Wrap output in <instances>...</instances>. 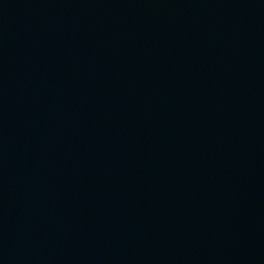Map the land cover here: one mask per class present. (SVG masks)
I'll use <instances>...</instances> for the list:
<instances>
[{"label": "water", "instance_id": "water-1", "mask_svg": "<svg viewBox=\"0 0 264 264\" xmlns=\"http://www.w3.org/2000/svg\"><path fill=\"white\" fill-rule=\"evenodd\" d=\"M0 264H264V0H0Z\"/></svg>", "mask_w": 264, "mask_h": 264}]
</instances>
